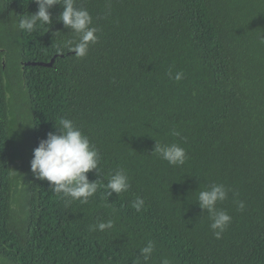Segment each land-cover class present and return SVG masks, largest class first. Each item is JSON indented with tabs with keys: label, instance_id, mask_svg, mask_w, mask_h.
I'll use <instances>...</instances> for the list:
<instances>
[{
	"label": "trees",
	"instance_id": "obj_1",
	"mask_svg": "<svg viewBox=\"0 0 264 264\" xmlns=\"http://www.w3.org/2000/svg\"><path fill=\"white\" fill-rule=\"evenodd\" d=\"M75 6L98 29L82 58L61 5L29 33L17 25L35 0H0V264H134L148 241L140 264H264V0ZM62 117L98 150L88 179L106 185L123 169L126 192L107 197L101 186L82 203L34 176L33 149ZM155 142L184 148L185 162L170 165ZM213 184L228 190L216 209L231 216L219 239L196 203Z\"/></svg>",
	"mask_w": 264,
	"mask_h": 264
},
{
	"label": "clouds",
	"instance_id": "obj_2",
	"mask_svg": "<svg viewBox=\"0 0 264 264\" xmlns=\"http://www.w3.org/2000/svg\"><path fill=\"white\" fill-rule=\"evenodd\" d=\"M37 11L28 16H21L18 21V28L21 31L29 33L34 32L38 27L50 25L52 23L51 9L54 5H61L62 11L59 12L57 19L63 25L77 34V41L73 44L69 42V47L75 53L76 57L82 58L87 55L89 45L95 44L98 40L96 32L98 29L92 27V17L84 8L75 6V0H35ZM264 38V37H262ZM169 78L180 80L182 73H168ZM29 125V124H28ZM32 126V125H29ZM55 132H48L46 138L39 140L38 146L33 149V156L30 160V170L35 177L49 182L52 190L74 200H80L87 203L88 198L93 196L98 187L103 186L106 190V196L112 193L120 194L126 192L129 185V177L123 169L117 170L108 178L106 185H98L97 179L90 181L87 173L95 170L98 172L100 156L95 145L90 143L89 138L75 126L73 121L68 118H60L59 127ZM178 135V132H173ZM170 165H182L186 160L185 149L177 144L161 145L155 142L153 150ZM228 190L222 184H213L198 194L197 201L199 207L207 210L212 223L210 228L213 235L219 239L231 222V216L223 210L216 209L217 201H223L227 198ZM238 208L245 207L243 201H239ZM132 207L140 212L145 207V201L142 197H137L132 202ZM113 227V222H99L96 225H90V230L103 231L106 228ZM155 245L153 241L139 249V256L134 264H140V257L145 262L149 260ZM161 264H169L167 259L162 260Z\"/></svg>",
	"mask_w": 264,
	"mask_h": 264
},
{
	"label": "water",
	"instance_id": "obj_3",
	"mask_svg": "<svg viewBox=\"0 0 264 264\" xmlns=\"http://www.w3.org/2000/svg\"><path fill=\"white\" fill-rule=\"evenodd\" d=\"M64 54H60L59 56H63ZM56 56H53L49 62L43 61H22L21 67L24 68L25 65H42V66H51Z\"/></svg>",
	"mask_w": 264,
	"mask_h": 264
}]
</instances>
